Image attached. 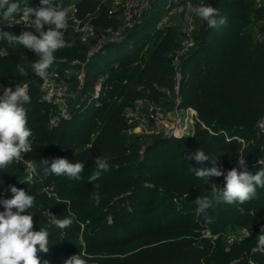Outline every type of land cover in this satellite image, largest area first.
Masks as SVG:
<instances>
[{
	"label": "trees",
	"instance_id": "16d2710c",
	"mask_svg": "<svg viewBox=\"0 0 264 264\" xmlns=\"http://www.w3.org/2000/svg\"><path fill=\"white\" fill-rule=\"evenodd\" d=\"M159 1L154 0L119 41L108 42L91 56V46L68 21L64 39L72 46L55 52L49 69V80L66 83L71 93L70 116L56 123L52 121L58 106L53 98L42 99L48 93L41 91L44 81L33 72L39 57L22 45L0 40V84L28 86L31 102L25 109L32 132V150L22 153L25 160L0 169V199L11 198L10 186L35 196L28 210L33 230L49 232V251L38 252L41 264H64L77 254L87 264H264V252L252 251L264 227V188L257 187L256 196L244 204H214L207 212L209 222L205 214H197L195 200L211 189L193 171L211 167L212 156H218L225 174L233 167L252 173L264 167L259 164L264 161V40L258 38L264 33V7L256 0H203L225 19L217 28L194 16L195 45L179 67L178 108H194L213 133L196 124L191 135L179 138L130 135L127 112L137 102H154L168 110L176 106L174 55L183 32L171 24L159 27L168 11L166 5L158 8ZM52 4L66 9L73 5L81 20L92 14L99 36L122 25L102 0ZM28 6L47 7L40 0H28ZM4 25L0 20L5 31L38 35ZM19 67L27 75H21ZM81 71L85 79L79 88ZM197 149L210 157L202 165L188 156ZM239 156L245 157L244 167ZM100 157L109 169L89 183L94 160ZM55 158L83 162L82 179L45 175L43 159ZM28 161L38 173L32 184L25 183ZM213 179L218 188L224 187L223 176ZM96 192L99 204L92 199ZM45 211L57 219L71 216L73 222L60 229L49 224Z\"/></svg>",
	"mask_w": 264,
	"mask_h": 264
},
{
	"label": "clouds",
	"instance_id": "9594fccd",
	"mask_svg": "<svg viewBox=\"0 0 264 264\" xmlns=\"http://www.w3.org/2000/svg\"><path fill=\"white\" fill-rule=\"evenodd\" d=\"M40 3L47 7H29L28 0H16V2L0 0V11L3 12L0 20L5 22V27L11 28L16 24L24 23L38 33L36 35L32 31H22L17 35L0 28V40L7 41L9 45H22L24 49L33 51L39 57V60L32 64L33 72L47 84L49 69L55 62L54 53L61 48L71 47L72 44L64 39V32L68 28V10L59 4L53 6L52 0H40ZM22 4L26 6L21 8ZM188 11L205 21L210 28H217L225 23L218 9L204 4L203 0L195 7L190 4ZM18 13H21L20 18H17ZM45 25L49 26L47 30ZM19 72L21 75H27L23 67H19ZM41 91H45L43 85ZM42 99L52 102V95L46 94ZM30 102L31 97L26 84H17L14 89L11 86L6 87L3 95L0 96V169H6L13 162L21 161L22 153L32 150L30 143L32 132L28 127L25 109V105ZM188 156L201 165L210 159L209 155L200 149ZM94 161L95 171L88 176L89 183L98 180L102 173L109 169V163L105 158L100 157ZM43 163L46 165L43 169L45 175L82 179L83 162L72 163L66 158H55L50 162L43 159ZM238 163L244 167L245 157L239 156ZM259 164L264 165V161L260 160ZM193 171L194 175L208 184L211 189L209 195L199 196L195 200L197 214H205L209 222L211 217L207 216V212L214 204H244L256 196L257 187L264 188V167L255 173L249 172L246 167L243 171L233 167L225 174L218 165V156H212L211 167L201 166L194 168ZM25 173H27L25 183H34V177L38 175L36 165L27 164ZM221 176L225 181L222 189L217 187L213 179ZM10 192L11 198L0 199V205L4 209L0 211V264H41L38 252L49 251V232L46 228L33 230V215L28 214V210L33 207L35 196L15 186H10ZM92 199L99 204L100 194L93 193ZM46 213L50 216L49 224L60 229L67 228L73 222L71 216L57 219L55 215ZM260 231L257 245L252 249L254 253L264 252V227H261ZM44 264L48 262L44 261ZM64 264H87V261L77 254L66 259Z\"/></svg>",
	"mask_w": 264,
	"mask_h": 264
},
{
	"label": "built area",
	"instance_id": "2783aa9c",
	"mask_svg": "<svg viewBox=\"0 0 264 264\" xmlns=\"http://www.w3.org/2000/svg\"><path fill=\"white\" fill-rule=\"evenodd\" d=\"M154 0H102V3L108 4L109 14L118 15L122 19V25L117 30H108L107 33L102 34L99 37V41L95 43V47L91 49L89 56L98 52L103 48L108 42L119 41L123 35L125 29L132 28L137 20L143 15V13L150 7ZM201 0H165V5L167 6V14L160 22L159 27H164L169 25V21L173 17L183 16L189 14L188 26L184 29L183 39L180 49L174 55V66L177 71L176 74V106L172 110V121H170V127L164 126L168 122V115L165 108L157 103L148 102L149 108L146 112L143 111V103L145 101H139L138 105L134 109H130L127 112V122L130 126V135H140V136H159L163 135L165 137H183L189 136L193 133L196 124H200L202 128L213 133L212 129L204 124L198 117V113L194 108L188 107L180 109L178 105L181 103V98L178 96L179 93V82L181 79V74L179 71L180 63L182 57H184L195 45L193 38V33L195 31L194 16L195 14L189 13V5L192 7L199 5ZM205 4V2L203 1ZM259 6L264 7V0H256ZM26 5L22 4L21 8ZM98 8L97 10H99ZM122 9L121 14L118 10ZM68 21L71 23V27L78 29L77 32H87L88 34H96L95 28L93 26V15L88 14L85 20L79 19L75 16L74 6L68 7ZM21 13H18L17 18H20ZM16 26L27 29L35 30L33 28H28L24 23L16 24ZM77 27V28H76ZM75 31V30H74ZM81 41L84 43L86 40L84 34L82 35ZM84 40V41H83ZM85 79L84 71L78 74L79 88L83 86ZM46 92L52 95L55 104L58 106V116L54 118L52 123H56L62 119H67L70 116L68 99L71 96L68 86L66 83H57L54 80H48L47 84H43ZM5 86L0 84V96L3 95V90ZM100 83L97 84L96 97L100 93ZM191 125L193 127L191 128ZM260 131L264 135V119L260 123ZM24 157L21 161H24ZM26 164H34L33 162H26Z\"/></svg>",
	"mask_w": 264,
	"mask_h": 264
},
{
	"label": "rangeland",
	"instance_id": "374dc122",
	"mask_svg": "<svg viewBox=\"0 0 264 264\" xmlns=\"http://www.w3.org/2000/svg\"><path fill=\"white\" fill-rule=\"evenodd\" d=\"M158 8L159 9H164L165 7V0H160L159 3H158ZM123 12L122 9H119L118 10V13L121 14ZM188 19H189V14L188 15H183V16H177V17H173L170 21H169V24L177 27L178 29H180L181 31H183L184 29L187 28L188 26ZM77 28V27H76ZM75 33L78 34V36L80 37V40L82 37V35L84 34L86 40L84 41V43L88 44L91 46V48H94L95 47V43L99 41V35L97 34H94V35H91V34H88L87 32H77L78 29H75ZM96 31V30H95ZM258 38L260 40H264V33H261ZM91 41H94V42H91ZM72 75H75V72H70L69 73V76H72ZM136 105H138V102L136 103ZM143 111L146 112V110L149 108V103L148 102H144L143 105ZM165 108V107H164ZM165 110L167 111V115H168V122L167 124H165L164 126H166L167 128L170 127V121H172L171 117H172V110H168L167 108H165ZM193 127V125H191V128Z\"/></svg>",
	"mask_w": 264,
	"mask_h": 264
}]
</instances>
